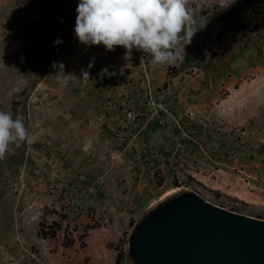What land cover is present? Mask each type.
<instances>
[{
  "label": "rangeland",
  "instance_id": "1",
  "mask_svg": "<svg viewBox=\"0 0 264 264\" xmlns=\"http://www.w3.org/2000/svg\"><path fill=\"white\" fill-rule=\"evenodd\" d=\"M232 1L188 7L207 23ZM78 3L0 0V111L29 131L0 159V264H135L129 234L170 190L264 221V27L154 66L81 44Z\"/></svg>",
  "mask_w": 264,
  "mask_h": 264
},
{
  "label": "water",
  "instance_id": "2",
  "mask_svg": "<svg viewBox=\"0 0 264 264\" xmlns=\"http://www.w3.org/2000/svg\"><path fill=\"white\" fill-rule=\"evenodd\" d=\"M210 36L198 33L186 50L199 57ZM128 250L135 264H264V221L177 192L133 228Z\"/></svg>",
  "mask_w": 264,
  "mask_h": 264
},
{
  "label": "clouds",
  "instance_id": "3",
  "mask_svg": "<svg viewBox=\"0 0 264 264\" xmlns=\"http://www.w3.org/2000/svg\"><path fill=\"white\" fill-rule=\"evenodd\" d=\"M189 0H79L75 21V36L81 44L103 45L111 52L122 47L125 60L131 59L133 49L151 56L152 65H175L183 59L187 47L207 23L197 24ZM60 44L57 38L54 42ZM58 77L67 85L71 75L64 74L63 63ZM92 64H89V68ZM106 71V69L104 70ZM89 80V72L82 70ZM29 137L24 117L11 111H0V159L11 145L17 147Z\"/></svg>",
  "mask_w": 264,
  "mask_h": 264
},
{
  "label": "flooded vegetation",
  "instance_id": "4",
  "mask_svg": "<svg viewBox=\"0 0 264 264\" xmlns=\"http://www.w3.org/2000/svg\"><path fill=\"white\" fill-rule=\"evenodd\" d=\"M217 19L207 22L203 32H210L206 39L207 52L224 51L242 34L264 27V0H233Z\"/></svg>",
  "mask_w": 264,
  "mask_h": 264
},
{
  "label": "built area",
  "instance_id": "5",
  "mask_svg": "<svg viewBox=\"0 0 264 264\" xmlns=\"http://www.w3.org/2000/svg\"><path fill=\"white\" fill-rule=\"evenodd\" d=\"M150 94V93H149ZM168 97L166 90H161L157 92V97H156V103L158 110H163L165 105L166 98ZM123 119L127 123H133L136 120V114L133 110L125 109L123 112Z\"/></svg>",
  "mask_w": 264,
  "mask_h": 264
},
{
  "label": "bare ground",
  "instance_id": "6",
  "mask_svg": "<svg viewBox=\"0 0 264 264\" xmlns=\"http://www.w3.org/2000/svg\"><path fill=\"white\" fill-rule=\"evenodd\" d=\"M176 192V190H170V191H168V192H166L162 197H160L161 199L163 198V197H168L169 195H172L173 193H175ZM166 199V198H165Z\"/></svg>",
  "mask_w": 264,
  "mask_h": 264
},
{
  "label": "trees",
  "instance_id": "7",
  "mask_svg": "<svg viewBox=\"0 0 264 264\" xmlns=\"http://www.w3.org/2000/svg\"><path fill=\"white\" fill-rule=\"evenodd\" d=\"M121 260H122V256L121 255H117L116 258H115L114 264H120Z\"/></svg>",
  "mask_w": 264,
  "mask_h": 264
}]
</instances>
